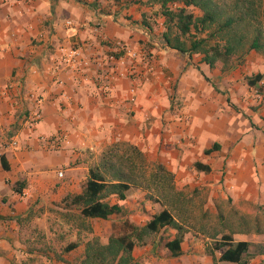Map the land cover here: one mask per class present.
Returning <instances> with one entry per match:
<instances>
[{"label":"crops","instance_id":"crops-1","mask_svg":"<svg viewBox=\"0 0 264 264\" xmlns=\"http://www.w3.org/2000/svg\"><path fill=\"white\" fill-rule=\"evenodd\" d=\"M163 19L159 6L149 0H0V158L8 165L4 169L0 161V264H28L34 254L27 250L32 243L27 235L50 231L52 206L57 208L67 195L80 194L89 168L106 146L119 141L163 164L180 189L204 190L210 201L242 202L258 215L264 213V119L252 106L253 90L264 83V66L248 54L228 71L210 69L199 63L200 56L190 58L161 43ZM104 38L134 49L153 45L154 72L138 88L134 103L127 100L131 83L125 77L118 78L108 94L89 81L99 69L96 64L111 53ZM71 43L83 46L96 62L82 85H76L69 71L58 77L50 72L58 48ZM252 73L262 75L256 86L244 80ZM38 97L42 119L30 125ZM61 131L67 134L63 148L47 152L39 138ZM11 137L18 142L15 149L6 145ZM213 144L219 148L205 154ZM195 162L210 171H197ZM144 196L130 189L124 200L112 197L111 203L122 207V219L143 225L161 211ZM119 216L89 221L106 222L109 237L111 223ZM256 217L251 233L233 235L235 241L253 244L248 264H264V253L254 252V245L264 246V225ZM256 221L259 232L254 231ZM91 228V236L100 237ZM159 234L134 248L138 264H214V259L232 264L219 261L221 251L212 253L213 241L196 231L185 233L177 257L164 246L175 230L162 241ZM100 240L106 243L107 238Z\"/></svg>","mask_w":264,"mask_h":264},{"label":"trees","instance_id":"trees-1","mask_svg":"<svg viewBox=\"0 0 264 264\" xmlns=\"http://www.w3.org/2000/svg\"><path fill=\"white\" fill-rule=\"evenodd\" d=\"M160 8L164 18L161 43L188 57L200 56L199 63L210 69L228 71L240 64L251 52L264 53V0H149ZM177 4L175 9L170 5ZM199 11V15L188 12ZM199 69V68H198ZM261 74L249 77V86H256ZM219 148L213 144L205 154ZM1 165L8 169L3 157ZM197 171L209 172L208 165L195 162ZM130 189L145 193V199L156 203L161 211L151 216L143 225L125 222V232L111 235L106 243L93 236L85 242L84 252L77 264H138L132 252L151 236L169 229L175 230L173 239L165 248L171 257L181 254L180 244L189 230L213 241V251H221L219 261L248 264L253 255L252 243L235 241L234 234L252 232L245 216L238 217L237 227L222 218L220 213L211 216L204 209L205 200L196 203L199 190L178 188L174 175L163 164L151 162L136 146L115 142L106 146L97 163L88 170L82 192L67 195L62 202L72 220L79 221V228L91 233L89 220H107L112 215L124 214L118 201L126 198ZM68 214H66L67 216ZM254 231L259 232L258 222ZM78 247L70 243L65 252ZM255 253H264V246L254 245ZM214 264H217L214 259Z\"/></svg>","mask_w":264,"mask_h":264},{"label":"rangeland","instance_id":"rangeland-1","mask_svg":"<svg viewBox=\"0 0 264 264\" xmlns=\"http://www.w3.org/2000/svg\"><path fill=\"white\" fill-rule=\"evenodd\" d=\"M176 6L177 4L170 5L169 8L174 10ZM188 12L194 14L195 16L199 15V11L192 8H188ZM153 27L154 30H156L155 26ZM156 32L155 36L157 35ZM145 47L151 50L153 45L148 42L145 44ZM197 58V56L193 57V64L198 63ZM249 58L254 63H259V61H261L262 66H264V53L251 52L249 54ZM252 76H254L253 73L250 76L249 74H247L244 80L247 81V79ZM255 88L256 89L253 90V93L256 103L252 106L258 108L259 114H262L259 116L260 119H264V83H258ZM261 128L262 126L258 127V129ZM207 196L208 195L205 194L204 190H199V196L197 197L195 202L199 203L201 202V200L206 199L204 205L211 216H215L217 213H220L223 219L228 220L230 223H233L235 227H237L238 217L245 216L250 222V229L253 228V218L257 216L256 218L259 220V222L264 225V213L258 215L256 210L251 206L243 204L242 202L232 205L231 203H228L227 200H220L216 198L210 201L207 199ZM56 206L57 208H55V206H52L51 208L54 212V215H52L51 217L52 223L50 231H48L47 233L33 231L27 235L28 242H32L28 244L27 250L34 254L28 257V264H77L78 260L83 255L85 242L88 239L92 238L91 234L84 229L79 228L78 230L77 227L79 221L72 220L70 217H68L69 214H74V211L67 213H63L62 211H60L58 207L65 208V205L62 201L57 202ZM63 214L68 215L65 216ZM119 217L120 219L111 223L112 232L109 234L110 236L122 234L125 232L124 224L125 222H129V220L128 218L122 219V216ZM63 222H66L67 224H62ZM87 224L100 232V237L103 236L104 239L108 238V233L104 232L106 228V222L87 221ZM169 232L170 229L159 234V237H161V241L167 238ZM100 237L98 236L99 239ZM149 239H151V237ZM73 242L78 243L79 247L71 250L70 252H65V248Z\"/></svg>","mask_w":264,"mask_h":264},{"label":"built area","instance_id":"built-area-1","mask_svg":"<svg viewBox=\"0 0 264 264\" xmlns=\"http://www.w3.org/2000/svg\"><path fill=\"white\" fill-rule=\"evenodd\" d=\"M84 1L93 3L101 2L102 0ZM65 25L69 28L72 23L68 20L65 22ZM99 28L100 24H95V29L98 30ZM103 41L107 43L108 50L111 53L103 61L96 64L99 66V69L93 76H89L87 73L96 62L85 55V48L83 46L75 43H71L67 46L62 45L58 48L59 54L50 72L53 76L58 77L60 72L69 71L74 76L76 85H82L89 76L91 78L88 80L96 86L100 93L105 94L112 92L113 84L118 78L125 77L131 83L127 90V100L130 103H134L136 101L138 88L147 81L149 75L154 72V53L147 49L145 45L134 49L120 40H108L104 38ZM35 103L36 109L29 114L28 118V123L30 125H35L42 119V99L38 97ZM39 140L42 142L47 152H57L61 150L66 143L67 134L61 131L49 138L40 137ZM6 145L7 147L15 149L18 147V142L16 138L11 137L7 140ZM58 176H63L62 171L58 172Z\"/></svg>","mask_w":264,"mask_h":264}]
</instances>
